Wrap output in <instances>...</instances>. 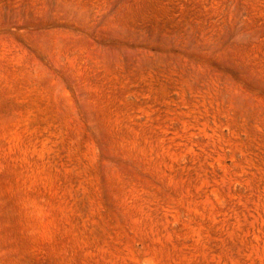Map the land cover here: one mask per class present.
I'll use <instances>...</instances> for the list:
<instances>
[{
	"label": "rangeland",
	"instance_id": "374dc122",
	"mask_svg": "<svg viewBox=\"0 0 264 264\" xmlns=\"http://www.w3.org/2000/svg\"><path fill=\"white\" fill-rule=\"evenodd\" d=\"M0 264H264V0H0Z\"/></svg>",
	"mask_w": 264,
	"mask_h": 264
}]
</instances>
